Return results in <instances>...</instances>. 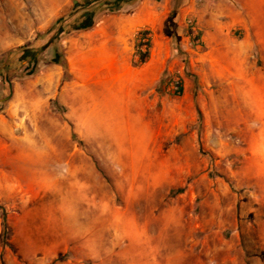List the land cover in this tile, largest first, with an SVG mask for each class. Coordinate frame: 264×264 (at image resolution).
Here are the masks:
<instances>
[{
    "label": "rangeland",
    "instance_id": "1",
    "mask_svg": "<svg viewBox=\"0 0 264 264\" xmlns=\"http://www.w3.org/2000/svg\"><path fill=\"white\" fill-rule=\"evenodd\" d=\"M74 1L0 0V264H264V4Z\"/></svg>",
    "mask_w": 264,
    "mask_h": 264
},
{
    "label": "trees",
    "instance_id": "2",
    "mask_svg": "<svg viewBox=\"0 0 264 264\" xmlns=\"http://www.w3.org/2000/svg\"><path fill=\"white\" fill-rule=\"evenodd\" d=\"M137 0H75L74 1V10L71 15L68 18L74 17L77 14L81 13L79 19L74 21V25L72 27H66V25H62L59 28V35L62 34H69L72 30H89L93 28L97 24V17L98 14L102 11H106L107 13H117L121 12L125 5H131ZM185 0H172V11L169 19L166 22V29L168 28V24H173L174 27H176V24L174 23V18L178 13V9L181 6V4ZM67 21V18H61L58 20V23H65ZM66 24V23H65ZM57 24H55L53 28L56 27ZM202 33L198 32L196 35V38H201ZM151 47L150 39H145L144 37L141 39V41L138 44L137 54L139 56V62L141 64L146 63L148 56H149V49ZM56 60L58 58H63L62 65L65 68L66 76H69V65L66 58H64L62 51L58 47L55 46L54 48ZM26 53H29L28 49ZM36 59V55L33 56ZM180 92L182 88H179ZM7 226V220L6 217L4 218V227Z\"/></svg>",
    "mask_w": 264,
    "mask_h": 264
},
{
    "label": "crops",
    "instance_id": "3",
    "mask_svg": "<svg viewBox=\"0 0 264 264\" xmlns=\"http://www.w3.org/2000/svg\"><path fill=\"white\" fill-rule=\"evenodd\" d=\"M242 3L243 6H247L250 8V13L253 14V15H262L263 12L261 11L264 7H263V4H264V0H248L249 2L246 3L245 5V2L244 0H238ZM257 1V2H255ZM263 7V8H262ZM122 17H124L123 19H121L123 22H125V24L127 26H129L131 29L133 26H136L140 23H143L147 20V18L144 16L143 13H140V12H135V13H128V14H122ZM256 40L253 41V45L256 44ZM258 42H262L259 38H258ZM110 48H112L111 46H109ZM114 48V47H113ZM112 48V49H113ZM112 49H109L107 50V53L111 56V59L114 58L115 61L118 62V52L117 51H114ZM120 72H115V73H109L108 72V75L109 76H112V74H114V76H118ZM262 76V75H261ZM262 78V77H261ZM254 89V88H252ZM259 210V209H258ZM242 217H244L243 214H241Z\"/></svg>",
    "mask_w": 264,
    "mask_h": 264
},
{
    "label": "bare ground",
    "instance_id": "4",
    "mask_svg": "<svg viewBox=\"0 0 264 264\" xmlns=\"http://www.w3.org/2000/svg\"><path fill=\"white\" fill-rule=\"evenodd\" d=\"M101 114L94 117V120L91 122L90 126L88 127L89 132H97L103 135V137H112L120 134L122 132V128L117 126L116 124L112 123H105L101 121ZM79 194L75 193L74 190H72L69 194V196L77 197Z\"/></svg>",
    "mask_w": 264,
    "mask_h": 264
}]
</instances>
